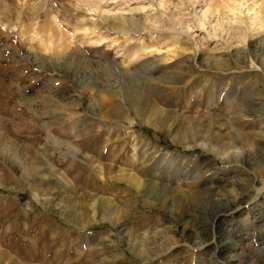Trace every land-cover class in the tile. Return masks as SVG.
Instances as JSON below:
<instances>
[{"label":"rangeland","instance_id":"1","mask_svg":"<svg viewBox=\"0 0 264 264\" xmlns=\"http://www.w3.org/2000/svg\"><path fill=\"white\" fill-rule=\"evenodd\" d=\"M97 1L0 0V264H264L263 19Z\"/></svg>","mask_w":264,"mask_h":264},{"label":"bare ground","instance_id":"2","mask_svg":"<svg viewBox=\"0 0 264 264\" xmlns=\"http://www.w3.org/2000/svg\"><path fill=\"white\" fill-rule=\"evenodd\" d=\"M83 1L86 2L88 4V6L90 5L92 7V10H95L96 12L98 10L99 14L100 13H102L103 15H104V13L105 14H109L108 13L109 11L102 9V7H99L97 0H83ZM100 2H102V1H100ZM243 3L236 2L235 0H233V1L231 0V4L229 6L227 5L228 7H226V8H227V10L229 12H231L230 14H233L235 16L232 15L233 17L231 18V17H228V14H227L226 19L223 18V19H225V23L224 24H219L220 26L218 24H216L215 26L213 25V27H211L212 30H213V32H212L213 36L217 35V32L221 30L220 27H222V26L225 27V29L230 31V32L236 30L237 32H239L240 35H242L241 31H242V27H243L244 23L248 22L250 26H254V25H256L259 22L261 23V21L263 19V21L261 23L263 25V22H264V11L261 10V5H259V2H258V11H256L253 8H250V9L248 8L246 10L247 11V16H245V18H241L242 16L241 17L236 16L237 14H241L242 13L241 8L243 7ZM256 4H257V2L254 4V6ZM223 11H224V9H223ZM206 15H207V12L205 10L202 11L201 17L198 19V23H199V27L200 28H203L205 26V21L207 20V16ZM124 19L125 18H123V20ZM129 19L127 18L126 21L129 22V21L132 20L131 17H129ZM178 21L180 22V25L182 26V24H183L182 21L181 20H178ZM176 22H177V19H176ZM183 27L188 28L185 25H183Z\"/></svg>","mask_w":264,"mask_h":264}]
</instances>
